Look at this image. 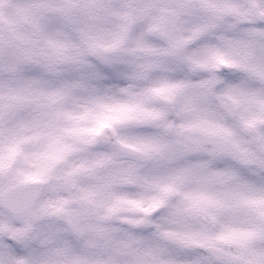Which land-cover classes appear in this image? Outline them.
Wrapping results in <instances>:
<instances>
[{
    "label": "clouds",
    "instance_id": "clouds-1",
    "mask_svg": "<svg viewBox=\"0 0 264 264\" xmlns=\"http://www.w3.org/2000/svg\"><path fill=\"white\" fill-rule=\"evenodd\" d=\"M0 264H264V0H0Z\"/></svg>",
    "mask_w": 264,
    "mask_h": 264
}]
</instances>
